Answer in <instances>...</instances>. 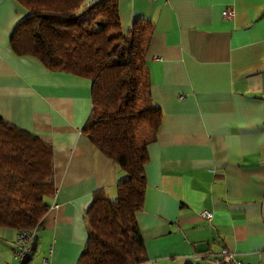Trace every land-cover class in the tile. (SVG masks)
Listing matches in <instances>:
<instances>
[{
    "label": "crops",
    "instance_id": "obj_1",
    "mask_svg": "<svg viewBox=\"0 0 264 264\" xmlns=\"http://www.w3.org/2000/svg\"><path fill=\"white\" fill-rule=\"evenodd\" d=\"M117 2L123 33L135 18L153 27L144 60L161 124L146 143L135 217L145 264H214L222 250L264 264V0ZM228 6L230 20L220 15ZM24 16L0 0V118L48 146L54 193L23 264H75L93 192L113 201L125 175L81 134L88 83L11 52ZM15 234L0 231V264H15Z\"/></svg>",
    "mask_w": 264,
    "mask_h": 264
},
{
    "label": "trees",
    "instance_id": "obj_2",
    "mask_svg": "<svg viewBox=\"0 0 264 264\" xmlns=\"http://www.w3.org/2000/svg\"><path fill=\"white\" fill-rule=\"evenodd\" d=\"M14 1L25 16L9 35L11 52L36 59L48 72L88 83L90 110L81 134L125 175L113 201L100 189L93 192L75 264H145L135 217L145 191L146 143L161 124L144 60L152 23L135 18L123 33L118 0L88 5L84 0ZM143 128L148 131L144 138L139 135ZM53 193L48 146L0 118V231L35 230Z\"/></svg>",
    "mask_w": 264,
    "mask_h": 264
},
{
    "label": "built area",
    "instance_id": "obj_3",
    "mask_svg": "<svg viewBox=\"0 0 264 264\" xmlns=\"http://www.w3.org/2000/svg\"><path fill=\"white\" fill-rule=\"evenodd\" d=\"M220 15L221 18L230 20L234 16V10L228 6L221 11ZM199 216L207 222L211 219V214L206 211H201ZM34 239V230H20L16 232L14 247L12 250V256L15 264H23V262L27 259L31 248L33 247ZM211 259L214 264H247L237 260L232 253L226 250H222L218 253V255H216V257H212Z\"/></svg>",
    "mask_w": 264,
    "mask_h": 264
},
{
    "label": "rangeland",
    "instance_id": "obj_4",
    "mask_svg": "<svg viewBox=\"0 0 264 264\" xmlns=\"http://www.w3.org/2000/svg\"><path fill=\"white\" fill-rule=\"evenodd\" d=\"M24 18V17H23ZM155 61H158V58L157 57H154L153 58ZM148 133V131L145 129V128H143V129H141V131H140V136H143V138H144V136L146 135ZM142 138V139H143Z\"/></svg>",
    "mask_w": 264,
    "mask_h": 264
}]
</instances>
